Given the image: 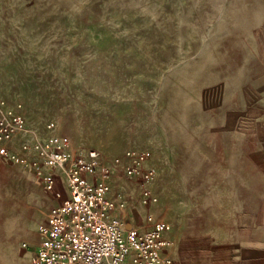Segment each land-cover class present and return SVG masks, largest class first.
<instances>
[{
	"label": "rangeland",
	"instance_id": "374dc122",
	"mask_svg": "<svg viewBox=\"0 0 264 264\" xmlns=\"http://www.w3.org/2000/svg\"><path fill=\"white\" fill-rule=\"evenodd\" d=\"M261 28L264 0H0V114L21 106L30 137L104 163L154 150L164 173L149 208L161 210L194 186L165 169L169 132L214 116L219 73L252 55ZM137 183L140 200L152 182ZM38 186L0 157V264L28 254Z\"/></svg>",
	"mask_w": 264,
	"mask_h": 264
},
{
	"label": "crops",
	"instance_id": "0c3cea01",
	"mask_svg": "<svg viewBox=\"0 0 264 264\" xmlns=\"http://www.w3.org/2000/svg\"><path fill=\"white\" fill-rule=\"evenodd\" d=\"M259 34L258 40L249 42L252 55L219 73L210 95L217 104L214 116L169 132L168 145L177 156L173 160L168 157L167 173L194 178V186L187 187L180 201L175 203L168 195L161 210L156 206L150 211L154 203L145 206L142 197L135 199L141 181L127 174L128 161L114 163L127 151L113 163L106 162L115 173L109 198L121 203L128 200L127 209H117V216L128 228L140 231L151 229L149 216H161L168 224L164 238L170 243L163 254L174 264H264V28ZM173 139L177 141L171 142ZM128 151L146 155L142 168H154L156 177L163 176L162 168L153 163L158 158L154 150ZM165 153L163 150V156ZM23 169L39 184L36 220L29 242L23 244L28 251L23 264H30L42 241L38 223L40 227L48 222L70 192L62 171L52 172L55 190L48 191L32 170ZM154 181L150 191L155 195ZM121 188L131 190L133 200L123 196Z\"/></svg>",
	"mask_w": 264,
	"mask_h": 264
},
{
	"label": "built area",
	"instance_id": "2783aa9c",
	"mask_svg": "<svg viewBox=\"0 0 264 264\" xmlns=\"http://www.w3.org/2000/svg\"><path fill=\"white\" fill-rule=\"evenodd\" d=\"M20 108L1 111L0 157L32 170L48 191L55 190L52 172L62 171L70 192L49 221L39 227L41 246L30 264H174L163 254L170 244L164 238L168 230L165 221L149 216L151 229L140 231L127 229L125 221L117 216V209H127L128 200L121 203L109 198L115 173L97 151L69 153L53 138L30 137ZM54 127L53 123L48 126ZM124 159L131 178L142 183L155 180L154 168H142L146 155L127 151L115 163L121 164ZM141 197L145 206L157 202L148 189Z\"/></svg>",
	"mask_w": 264,
	"mask_h": 264
},
{
	"label": "water",
	"instance_id": "95a60500",
	"mask_svg": "<svg viewBox=\"0 0 264 264\" xmlns=\"http://www.w3.org/2000/svg\"><path fill=\"white\" fill-rule=\"evenodd\" d=\"M126 227H127V225H126ZM127 229H131V228H128V227H127Z\"/></svg>",
	"mask_w": 264,
	"mask_h": 264
}]
</instances>
